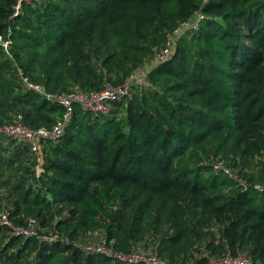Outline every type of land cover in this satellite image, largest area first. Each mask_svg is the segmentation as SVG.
<instances>
[{
  "label": "trees",
  "instance_id": "obj_1",
  "mask_svg": "<svg viewBox=\"0 0 264 264\" xmlns=\"http://www.w3.org/2000/svg\"><path fill=\"white\" fill-rule=\"evenodd\" d=\"M17 1L0 0L10 40L9 52L0 42V125L22 114L51 128L62 116L25 77L51 92L100 90L153 62L196 10L206 17L108 113L75 103L62 137L43 143L39 173L26 142L0 135V212L60 236L0 227V264H212L240 253L264 264V0H34L14 15Z\"/></svg>",
  "mask_w": 264,
  "mask_h": 264
},
{
  "label": "built area",
  "instance_id": "obj_2",
  "mask_svg": "<svg viewBox=\"0 0 264 264\" xmlns=\"http://www.w3.org/2000/svg\"><path fill=\"white\" fill-rule=\"evenodd\" d=\"M32 1L34 0H18L14 8V15L20 13L24 2ZM205 17L206 16L203 11L198 9L195 11L192 17L183 20L172 32H168L166 35L165 44L161 47V49L157 51L153 62H151L150 64H146L143 67V70L140 69V73L143 72V75L146 78L148 70L151 69L149 67L157 66L159 63L166 61L169 56H171V54L175 52L179 38L187 30L199 29L200 24ZM0 42L5 46L7 52H9L10 40L4 39L3 36L0 35ZM24 79L30 89L36 90L45 98L53 102H58L64 107L62 116L58 118L55 125L51 128L45 126H29L23 120L22 114H19L17 116L18 118L14 121L0 125V135L11 137L16 141H24L32 148L34 154L36 155L37 173L40 172L41 165L43 163V158L41 155V148L43 146V143L47 139L59 140L62 137L67 123L74 117L75 103H79V105L84 110L94 111L95 113H108L113 108L114 104L118 103L126 97L131 96L133 92V86L137 84L135 79L133 77H130L118 84H113L108 81L100 90L86 91L81 88H75L69 92H51L47 90L44 85L29 81L26 77ZM139 84H141V82ZM3 226H10L13 229V233L15 234H23L28 236L37 235L41 236L43 239H54L60 237L58 232L49 234L40 233L39 229L41 228V223L34 217H29L28 224L26 226L16 225L10 219L9 213L6 210L0 212V227ZM103 247L104 246H102V248ZM115 254L116 256H119L124 260L127 259L130 261H136L139 258L145 259L144 256L134 257L123 252H118ZM223 259L232 260V263L230 264H253L250 257L241 253L235 257L228 254L222 259L213 260L212 264H215L216 261H220ZM151 260L153 264H157L154 259Z\"/></svg>",
  "mask_w": 264,
  "mask_h": 264
},
{
  "label": "rangeland",
  "instance_id": "obj_3",
  "mask_svg": "<svg viewBox=\"0 0 264 264\" xmlns=\"http://www.w3.org/2000/svg\"><path fill=\"white\" fill-rule=\"evenodd\" d=\"M141 69V68H140ZM142 70H143V68H142ZM142 73V74H141ZM140 73V71L139 72H137V73H135L134 74V76H133V78L135 79V81L137 82V84H139L140 82H142L143 80H144V75H143V72H141ZM58 112H55V114H57ZM15 114V115H14ZM16 114L18 115L19 114V111H15L14 113H13V115H14V117L16 116ZM60 117V115H58L57 117H56V119H58ZM261 158H262V156H261ZM1 211H4V210H1ZM11 219V218H10ZM100 238V237H99ZM130 255H132V256H144L145 257V254L143 253V252H141V253H131ZM230 263H232V260H227V259H223V260H220V261H216V263L215 264H230Z\"/></svg>",
  "mask_w": 264,
  "mask_h": 264
}]
</instances>
